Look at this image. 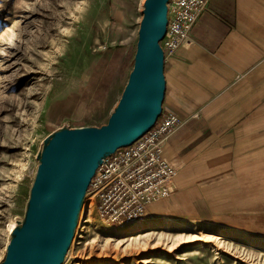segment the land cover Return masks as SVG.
Segmentation results:
<instances>
[{"label": "rangeland", "instance_id": "374dc122", "mask_svg": "<svg viewBox=\"0 0 264 264\" xmlns=\"http://www.w3.org/2000/svg\"><path fill=\"white\" fill-rule=\"evenodd\" d=\"M143 1L0 0V262L7 224L23 218L43 139L61 127L100 126L116 105L132 68ZM258 166L255 193L229 196L251 208L239 211L248 220L231 226L147 211L108 223L88 209L87 194L65 264H264V162ZM140 222L168 223L170 230L124 234Z\"/></svg>", "mask_w": 264, "mask_h": 264}, {"label": "crops", "instance_id": "0c3cea01", "mask_svg": "<svg viewBox=\"0 0 264 264\" xmlns=\"http://www.w3.org/2000/svg\"><path fill=\"white\" fill-rule=\"evenodd\" d=\"M190 38L165 57L159 117L176 118L159 144L180 182L146 214L231 226L250 207L229 196L253 195L263 177L264 0H208Z\"/></svg>", "mask_w": 264, "mask_h": 264}, {"label": "water", "instance_id": "95a60500", "mask_svg": "<svg viewBox=\"0 0 264 264\" xmlns=\"http://www.w3.org/2000/svg\"><path fill=\"white\" fill-rule=\"evenodd\" d=\"M168 0H144L132 68L106 123L48 134L22 220L10 231L0 264H60L87 186L102 159L142 136L164 98L163 51Z\"/></svg>", "mask_w": 264, "mask_h": 264}, {"label": "built area", "instance_id": "2783aa9c", "mask_svg": "<svg viewBox=\"0 0 264 264\" xmlns=\"http://www.w3.org/2000/svg\"><path fill=\"white\" fill-rule=\"evenodd\" d=\"M208 0H168L166 32L160 41L164 58L190 43L193 24ZM175 115L163 116L130 145L104 158L91 177L88 209L95 208L105 222L140 219L148 203L175 189V168L163 156L160 139L175 125Z\"/></svg>", "mask_w": 264, "mask_h": 264}, {"label": "bare ground", "instance_id": "6f19581e", "mask_svg": "<svg viewBox=\"0 0 264 264\" xmlns=\"http://www.w3.org/2000/svg\"><path fill=\"white\" fill-rule=\"evenodd\" d=\"M168 2V1H167ZM166 6H167V3H166ZM166 17H167V11H166ZM165 32H166V29H165ZM164 35H165V33H164ZM164 37V36H163ZM163 39V38H162ZM161 39V40H162ZM160 40V41H161ZM160 41H159V45H160ZM161 47V46H160ZM162 49V48H161ZM163 59L165 60V58H164V55H163ZM164 68V67H163ZM161 107H162V104H161ZM160 114H161V112H160ZM160 114H159V116L156 118V121L154 122V124L156 123V122H158V120H159V117H160ZM153 124V125H154ZM152 125V126H153ZM151 126V127H152ZM150 127V128H151ZM149 128V129H150ZM148 129V130H149ZM147 130V131H148ZM141 137V136H140ZM137 140V139H136ZM135 140V141H136ZM133 143V142H132ZM130 145V144H129ZM124 147V146H123ZM120 148V147H119ZM118 149V148H117ZM116 150V149H115ZM113 153V152H112ZM111 154V153H110ZM109 154V155H110ZM107 157V156H106ZM105 157V158H106ZM104 159V158H103ZM102 159V160H103ZM101 164V163H100ZM95 173V172H94ZM94 175V174H93ZM91 180V179H90ZM90 183V182H89ZM88 187H89V184H88V186H87V189H88ZM87 189H86V191H87ZM88 193H86L85 192V195H84V198H83V200L85 199V196L87 195ZM82 203H83V201H82ZM82 203H81V206H82ZM149 204V203H148ZM147 204V205H148ZM81 206H80V209H81ZM80 209H79V211H80ZM146 209H147V206H146ZM146 211L147 210H145V212H144V214H143V216L145 215V213H146ZM82 212H83V209L81 210V212H80V216H79V219H78V224L80 223V221H81V218H82ZM78 214H79V212H78ZM143 216L141 217V218H143ZM77 218H78V216H77ZM134 221V220H133ZM130 222V221H129ZM76 223H77V221H76ZM125 223V222H124ZM159 222H140V223H138L136 226H134V227H132V228H126V229H124V234L125 235H128V236H139L143 231H146L147 229H151V228H163L164 230H170V226H169V224L168 223H164V226H159V224H158ZM15 225H14V222L13 221H11V222H9L8 224H7V229H8V231L10 232L11 231V229L14 227ZM75 226H76V224H75ZM180 227L181 228H191L187 223H181L180 224ZM77 228L78 227H76V230H75V233H74V231H73V233H74V236H73V239H72V237H71V239H72V243L71 244H73V242L76 240V238H77V236H78V230H77ZM74 229H75V227H74ZM218 237H220V238H223L224 236H223V234H218ZM217 237V238H218ZM71 241V240H70ZM70 244V243H69ZM68 248H69V246H68ZM68 250V249H67ZM67 252V251H66ZM65 256V255H64ZM65 261H66V256L63 258V260H62V262L60 263V264H65Z\"/></svg>", "mask_w": 264, "mask_h": 264}]
</instances>
